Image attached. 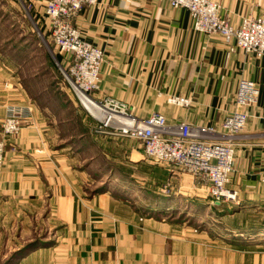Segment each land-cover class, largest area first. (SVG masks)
I'll list each match as a JSON object with an SVG mask.
<instances>
[{
  "label": "crops",
  "instance_id": "0c3cea01",
  "mask_svg": "<svg viewBox=\"0 0 264 264\" xmlns=\"http://www.w3.org/2000/svg\"><path fill=\"white\" fill-rule=\"evenodd\" d=\"M23 1L34 17L46 0ZM213 1L235 25L264 14V0ZM73 22L104 54L91 96L116 98L137 119L218 128L238 82L257 83L228 183L237 196L213 201L190 175L150 162L135 139L95 131L68 92L30 91L16 68H0V132L8 111L22 113L4 140L0 251L37 241L14 264H264V55L196 30L167 0H95Z\"/></svg>",
  "mask_w": 264,
  "mask_h": 264
},
{
  "label": "built area",
  "instance_id": "2783aa9c",
  "mask_svg": "<svg viewBox=\"0 0 264 264\" xmlns=\"http://www.w3.org/2000/svg\"><path fill=\"white\" fill-rule=\"evenodd\" d=\"M94 1L46 0L42 13L37 15L43 20L48 37L61 57L59 62L64 78L80 103V96H83L92 107L94 113L86 110L96 121L95 131L135 139L150 162L166 166L172 174L181 172L190 175L213 201L235 200L237 191L228 186L233 156L248 117L246 107L257 99V83L249 79L238 82L234 108L222 119L218 128L192 125L185 121L169 123L160 113L137 119L116 98L96 100L91 93L98 87L103 50L83 39L73 22L83 6ZM167 1L174 8H186L196 30L219 33L225 39L233 38L236 47L244 52L264 55V14L243 17L235 25L219 15V4L213 0ZM167 101L178 105L189 102L187 98L178 96H169ZM21 115V112L10 110L2 120L0 176L5 155L4 140L6 136L18 132Z\"/></svg>",
  "mask_w": 264,
  "mask_h": 264
},
{
  "label": "rangeland",
  "instance_id": "374dc122",
  "mask_svg": "<svg viewBox=\"0 0 264 264\" xmlns=\"http://www.w3.org/2000/svg\"><path fill=\"white\" fill-rule=\"evenodd\" d=\"M37 18L38 15L32 17L30 7L23 0H0V68L2 73H7L10 67H14L18 70L19 81L23 86L29 87L30 91L35 85L42 88L44 93L49 92L51 97L56 96L57 99H65L66 92H68L82 105L79 97L64 78L60 58H57V55L59 57L60 55L50 41L48 32L44 31L43 20L40 18L36 21ZM5 76L8 77V75ZM82 107L85 108L83 105ZM29 243L22 244L15 251H0V264H14L13 261L17 257L31 249L29 247L24 249ZM35 243L37 245V241ZM34 261L35 264L40 263V260Z\"/></svg>",
  "mask_w": 264,
  "mask_h": 264
},
{
  "label": "bare ground",
  "instance_id": "6f19581e",
  "mask_svg": "<svg viewBox=\"0 0 264 264\" xmlns=\"http://www.w3.org/2000/svg\"><path fill=\"white\" fill-rule=\"evenodd\" d=\"M80 99L82 101L83 106L90 112L94 113V111L92 110V107L90 106V104L87 102V100L83 97L80 96Z\"/></svg>",
  "mask_w": 264,
  "mask_h": 264
},
{
  "label": "trees",
  "instance_id": "16d2710c",
  "mask_svg": "<svg viewBox=\"0 0 264 264\" xmlns=\"http://www.w3.org/2000/svg\"><path fill=\"white\" fill-rule=\"evenodd\" d=\"M57 58L59 59V56H58V55H57ZM35 245H36L35 241L30 242L26 247H24V249H25V248H28V247H29V248H32V247L35 246ZM16 253H17V252H16ZM16 253H15V254H16Z\"/></svg>",
  "mask_w": 264,
  "mask_h": 264
}]
</instances>
